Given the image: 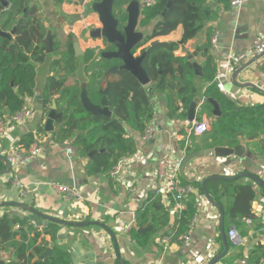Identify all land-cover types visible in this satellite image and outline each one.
<instances>
[{
    "label": "crops",
    "instance_id": "crops-1",
    "mask_svg": "<svg viewBox=\"0 0 264 264\" xmlns=\"http://www.w3.org/2000/svg\"><path fill=\"white\" fill-rule=\"evenodd\" d=\"M126 1V5L129 1L137 2L141 10L148 0ZM242 1L243 5L239 9L231 8L230 4L210 2L211 13L216 19L212 18L207 22L205 28L194 39L180 46L183 31L179 26L169 35L156 37L145 45H140L134 56H140L141 51L146 50L153 41L176 43L178 48L175 55L180 58L186 57L184 50L187 49L197 64L201 66V76H195L193 73L195 77L193 82L197 89L196 97L200 98V101L207 99L204 97V92L211 85H208L209 82L204 84L200 80L207 60L215 65L219 74L223 68V54L237 55L249 49L264 31V0ZM35 6L39 21L48 25L52 41L56 43V46H53L52 53H46L44 64L34 65V94L41 93L47 78L53 79L50 81L53 85L76 86L78 92L87 85L95 89H105L114 78L103 77L97 83V78L91 75L96 71L93 64L98 55V50L92 48L99 44V40L85 37L86 32L101 27L97 15L89 14L90 11H85L87 9L85 6L82 7L74 0H35ZM157 22L158 20H154L146 27L145 36H150L155 31L154 26ZM78 24H80L79 30ZM71 33H73V39L68 41ZM212 38H215V43ZM72 41L79 44L80 52L74 51L73 46L66 51L65 43ZM245 65L248 66L233 79V74ZM211 71L212 67L209 69V74ZM70 78H73L71 83ZM222 84H227L229 87V89L224 87V96L237 107L264 105V55L250 58L239 67H235L227 74L226 79L222 80ZM214 85L216 87V84ZM149 87L148 85L144 88ZM175 88L176 86L170 89L171 92L169 91L173 99L176 96ZM59 99L60 95L54 97L58 112L61 111ZM26 105L35 111L32 117L23 125H11L4 137L0 138V157L5 160V156L11 150L18 148V143L20 144L21 141L24 145L30 143L28 135L34 132L39 125H43L44 117L35 110L36 105L33 99H28ZM150 105L153 115L148 124L152 128L149 139H144V133L124 125V139L132 145L135 154L128 157L122 172L115 178H111L107 173L91 172L89 169L91 160L82 158L80 154L67 155L63 147L69 145L72 139L66 141V144L58 145L51 143L49 133H46V136L41 135L39 137L40 154L26 162L19 172L20 183L29 189L28 197H21V191L12 185L8 176L0 178V218L8 216V213L12 211L26 215L27 212L21 207H5L8 204H18L52 218L82 224L79 228L59 227L55 239L49 235H42L37 241V244L41 242L48 244L46 249L58 247L66 251L70 255L71 264H209L224 250V246L221 249L219 245V241L222 242L220 212L198 194L195 183H201L206 178L220 176L222 174L218 173H224L226 177L248 174L255 181L258 180L264 184V143L251 137L239 138L237 145L245 148V158L243 161L234 158V162L229 165H226V160L222 158L198 156L188 161L184 167L180 166L179 179L181 182L194 184L192 186L195 189L192 190L191 195L196 198L197 210L192 220L188 243H183L179 238L181 235L175 234L171 243L164 246L160 243V238L175 231L177 215L170 198L166 195H155L156 165L163 155H169L174 159L179 158L182 147L180 137L187 136L189 122H182L178 117H173L168 109L164 93L151 96ZM214 119L210 106L205 107L204 112L202 106L197 107L195 120L208 121L210 130L201 137H189L191 147L184 160L205 151L201 147V139L212 132ZM78 134L79 130L76 128L71 136L75 137ZM176 135L180 137L177 138ZM133 137L136 142L131 141ZM165 139L166 142L161 143ZM150 140L157 143L153 154L141 148L143 141ZM23 150L27 151L26 148ZM102 151L98 154L105 152V150ZM152 157H154L153 161ZM2 171H5V168L0 162V172ZM249 180L250 178L244 176L242 182L249 183ZM47 183L73 185L85 201L79 204L66 201L63 194L57 193ZM254 188L257 196L250 222L232 220L234 224H227L223 220L225 235L227 236L230 229H235L241 238V244L232 246L227 238L228 250L217 264H247L248 253L253 247L264 246V232L262 231L264 228V194L262 191L264 189L257 183ZM151 194L164 201L162 203L167 218L154 226L152 217H149L143 226L136 225L135 231L144 228L151 221L149 231L146 232L150 233L147 244L139 246L136 241L130 240L131 232L127 234L126 227L131 223L132 216L136 217V213L142 206L151 205V199L155 198L149 200ZM186 200L187 198L184 199ZM188 202V200L185 202V208ZM14 220L16 225L18 222ZM27 227L37 232H42L45 228L38 227L32 222H29ZM106 229L110 230L112 235ZM19 231L12 229V232L16 234L15 240L18 242L20 241ZM33 235L34 233L30 232L29 237ZM58 236H61V239H58ZM63 236L65 238H62ZM2 255L5 262L10 259L7 252Z\"/></svg>",
    "mask_w": 264,
    "mask_h": 264
},
{
    "label": "trees",
    "instance_id": "trees-1",
    "mask_svg": "<svg viewBox=\"0 0 264 264\" xmlns=\"http://www.w3.org/2000/svg\"><path fill=\"white\" fill-rule=\"evenodd\" d=\"M5 1L7 8L0 12V28L5 33L11 32L13 28L15 31L12 40L0 38V118L12 117L20 112L26 106L27 100L33 97L34 65L44 63L46 57L42 42L47 32L37 17L35 0ZM115 1H117L118 7L127 2L126 0ZM169 2L170 7L167 8ZM210 2L227 5L230 0H152V4L142 9L140 25L146 28L154 20H158V22L154 26L155 32L146 36L140 45H145L156 37L169 35L179 26L183 31V43L194 39L205 28L207 22L212 20ZM165 11L166 15L163 17L162 13ZM177 48L176 43H157L148 47L145 50L146 57L143 68L150 79L149 88L152 87V93H164L170 113L173 117H178L180 121L185 122L187 121V110L197 96V89L193 82L195 77L192 66L188 63L187 57L180 58L175 55ZM107 65L98 66L97 70L91 74L97 78V83L106 76L103 75V72L107 69ZM204 67L200 80L204 84L209 82L208 85H211L204 92V97L210 96L211 99H215L220 107L221 116L215 118L212 132L201 139V147L205 150L213 147L232 148L237 145L241 137L259 139L264 143V105L237 107L216 89L214 85V77L217 74L215 65L207 60ZM210 67H212L211 74H209ZM119 76L121 78L119 82L113 80L105 88L107 89L109 109L113 112L112 118L91 116L85 113L77 98L80 92H78V87L53 85L50 83L52 78H47L45 83L44 108H49L51 100L61 92L59 104L61 112L64 114L60 121L59 130L61 133L57 136L55 133H49L51 143L61 145L72 139L69 143L71 148L76 154H80L82 158L86 159L91 151L105 150L104 153L97 154L91 159L89 166L91 172L109 175L119 160L134 155V148L124 139V125L144 133L152 118L150 105L152 94L147 92L148 88L142 87L135 78L126 72H119ZM172 83L176 86L174 99L169 94L170 89L167 87ZM85 89L91 101L97 104L101 99L98 93L101 89L91 88L88 85ZM64 106L70 107V110L64 109ZM205 107L208 105H202L203 112ZM235 108H237L236 111ZM74 120L78 121L76 128L79 130V134L75 137L71 136L73 131H67ZM68 124L70 125L67 126ZM41 135L46 136L42 124L28 135L30 143L24 145L21 141L20 144H17L18 149H28L34 141H40ZM183 147L184 142H182L181 150ZM190 147L189 141L185 151L186 155ZM244 176L250 178L249 183L242 182ZM224 178H232V180L211 179L204 186L201 183L205 179L201 183H195L198 194L215 207L219 206L227 224L251 219L253 204L257 196L254 185L257 181L248 174H237ZM179 182L183 187L189 186L192 190L195 189L192 186L193 183L183 184L181 180ZM257 184L259 185V183ZM260 187L264 189L261 185ZM262 193L264 194V191ZM153 197L155 196L151 194L149 200ZM167 198L172 200L170 196ZM186 198L189 201L187 207L176 214V234L179 235H184L189 231L197 210L195 196L190 193ZM187 200H183L184 206ZM151 202V205L142 206L136 213L135 226H143L149 217L153 218V226L167 218V213L163 208L164 201L155 197L151 199ZM172 206L174 207L173 200ZM15 219L20 230L19 242L15 240L16 234L9 226L8 216L0 218V253L5 250L8 255L17 256L19 264H71L70 255L58 247L52 249L49 257L43 258L42 255L48 244L43 242L37 244L42 235H49L55 239L59 231L57 224L49 223L42 232H37L27 227L30 222L27 219ZM30 232L34 233L33 237H29ZM130 232L131 241H136L139 246L147 244L150 233L139 234L134 229H131ZM219 245L222 249V242L219 241ZM246 262L247 264H264V246H254L248 253ZM0 264L5 263L0 260Z\"/></svg>",
    "mask_w": 264,
    "mask_h": 264
},
{
    "label": "water",
    "instance_id": "water-1",
    "mask_svg": "<svg viewBox=\"0 0 264 264\" xmlns=\"http://www.w3.org/2000/svg\"><path fill=\"white\" fill-rule=\"evenodd\" d=\"M82 7H88L87 10L91 13H94L97 15L98 20L101 24V27L98 29H93L85 33L86 38H93V39H104L107 44L112 45L116 48L115 53H105L104 59L107 61L110 60H119L121 63L119 70L126 72L130 74L133 78H135L138 83L142 87H146L150 85V79L146 73V71L143 68V62L146 57V51H142L140 56L135 57L134 53L136 49L139 47L141 43L145 40V32H147L145 27H141V13L142 9L140 10L139 5L135 1H129V3L122 4L121 7H119V13L121 16V19L115 18L113 14V4L114 0H74ZM143 8L146 7V4H143ZM170 7V2L167 4V8ZM5 8H7V3L5 0H0V12L4 11ZM166 11L162 13V16L165 17ZM120 25L121 32L118 31L117 25ZM15 28L9 33H5L0 28V38L12 40V36L14 34ZM155 31H153L154 33ZM43 45L45 48V53L50 54L53 52V46L54 43L52 41V35L50 31H47L45 39L43 40ZM157 41H153L149 44V48L157 44ZM180 46H183L184 43L181 40L179 42ZM184 53L186 54L188 63L192 66L193 73L195 76H201V66L197 64L195 59L193 58V55L187 50H184ZM264 55V54H263ZM261 55V56H263ZM259 56V57H261ZM249 65V64H248ZM245 65L242 67V69H239L233 74V79H235L242 70L246 68ZM118 69L113 68L111 69L106 76L110 74H114ZM236 83V82H235ZM237 85V83H236ZM239 86V85H237ZM169 89L174 88L175 84H169L167 85ZM45 89V85L43 86V89L41 90L40 94H34L32 99L34 104L36 105L35 110L40 113L44 117L43 127L45 133H55L57 134L61 133L60 129V121L63 119L64 114L61 111H57V107L55 105V100H51V105L49 108H44V97H43V91ZM148 93H151L152 96L155 94L152 93L153 89L148 88ZM99 95L101 96V99L98 101L97 104L93 103L91 99L88 96V93L85 88L80 89V92L78 94V101L82 107V109L85 111V113L91 115V116H100L105 118H112L113 112L109 109V103L107 98V89L98 91ZM61 92L59 93V95ZM58 99V97H56ZM203 104H207L212 108V116L215 118H218L221 116V110L217 102L211 98L204 99L200 101V98L196 97L191 102L188 110H187V121L191 122L195 120V113L196 109L199 106H202ZM64 109L70 110V107L64 106ZM236 110V109H235ZM77 120H74L72 125L67 128L68 132H72L77 127ZM103 151L97 152V151H91L87 157L88 159H92L96 154L101 153ZM245 148L242 145H237L235 147L229 148V147H213L209 148L198 155H192L189 156L187 159L183 160L182 166L184 167L188 161L191 159H195L198 156H206L211 158H222L226 160V165L232 164L234 162V158H237L240 161H243L245 158ZM233 157V158H232ZM0 162L3 163L5 171L0 172V178L7 176L10 171V166L7 163V161L0 157ZM211 179H217V180H232V178H224L222 176H216V177H209L205 179L201 184L204 186V184ZM257 180V179H256ZM257 183L264 187V184L257 180ZM4 205V203H3ZM2 205V206H3ZM5 207L14 208V207H21L23 208L27 213L26 215H21L17 212H9L8 213V223L11 229L14 227V219L18 218L20 220L27 219L28 221L34 223L38 227H45L49 223H55L59 227H68V228H79L82 226L80 223H72V222H66L63 220H59L56 218H52L46 215H43L33 209L24 207L22 205L18 204H11V205H5ZM216 208L220 212V233H221V239L224 246V250L222 253H220L216 258H214L209 264H217L226 254L227 252V237L224 233V215L219 206H216ZM151 221L147 223V225L144 228L137 229V232L139 234H143L149 231ZM103 227V225H100ZM108 230V229H106ZM110 235H112L111 231L108 230ZM113 237V236H112ZM62 238H65L63 236ZM58 239H61V236H58ZM52 247L46 249L45 253L42 255L43 258L49 257L51 254Z\"/></svg>",
    "mask_w": 264,
    "mask_h": 264
},
{
    "label": "built area",
    "instance_id": "built-area-1",
    "mask_svg": "<svg viewBox=\"0 0 264 264\" xmlns=\"http://www.w3.org/2000/svg\"><path fill=\"white\" fill-rule=\"evenodd\" d=\"M152 4V0L146 1V6ZM230 7L233 9H239L243 5L242 0H230ZM213 39V38H212ZM213 43H215V38L213 39ZM264 54V31L259 35V37L252 43L251 47L237 55L234 54H223L222 57L224 59L222 71L215 76L214 83L216 84L217 89L224 95V85L222 84V80L226 79L227 74H229L235 67H239L244 61L250 58H256ZM32 108L29 106L23 107V109L13 115L12 117H3L0 118V138H3L8 127L11 125H23L25 124L29 118L32 117L33 113ZM180 126V125H178ZM187 136H177L180 137L182 142H184V147L180 152L179 158H171L169 155H163L159 158L158 163L156 165L155 178L157 180V188L155 190V195H166L170 196L174 203V212L178 214L182 210H184L185 206L183 204V200L192 192V188L189 186L183 187L180 185L179 179V169L183 164L184 157L186 155L185 151L189 144V137H201L205 135L210 130V123L206 120H193L189 122L187 125ZM152 132V128L150 125L147 126L144 131V139H149ZM66 144V143H65ZM69 144V143H68ZM65 153L69 156H74L75 152L71 148L70 145H65L63 147ZM41 152L40 141L36 140L34 143L27 149L25 152L21 148H14L11 150L5 157L6 161L10 166V171L8 173V177L10 181H12V185L18 190L21 191V197L26 198L29 195V189L27 186H24L19 181V172L21 168L28 162L29 160L36 158ZM127 158H122L119 162L112 168L109 175L111 178L117 177L121 172L122 168L127 162ZM236 171V170H235ZM220 176L226 177L224 173ZM49 187L54 189L57 193L63 194L66 201L73 202L76 204L82 203L85 201V198L78 192L75 186H66L57 183H47ZM132 191V189H131ZM246 222H250L249 219L245 220ZM193 222V221H192ZM136 224V218L132 216L131 223L126 227V233L129 234L131 229H134ZM190 225L189 231L179 236L180 240L187 244L190 239ZM16 231L19 230V225H15L13 227ZM264 232V228L262 230ZM177 233V226H175V231L167 236L160 238V243L164 246H167L171 243L172 238ZM231 242L232 246H240L241 238L235 231V229H230L227 232L226 236Z\"/></svg>",
    "mask_w": 264,
    "mask_h": 264
},
{
    "label": "flooded vegetation",
    "instance_id": "flooded-vegetation-1",
    "mask_svg": "<svg viewBox=\"0 0 264 264\" xmlns=\"http://www.w3.org/2000/svg\"><path fill=\"white\" fill-rule=\"evenodd\" d=\"M5 10H6V8H5ZM113 14H114L115 18L121 19V16H120V13H119V7L117 5V1H115V0H114V4H113ZM42 23H43L44 28L46 29V32L49 31V28L47 27L48 25L46 23H44V22H42ZM117 27H118L117 28L118 31L121 32V27H120L119 23H118ZM71 39H73V33H71L68 36V41H70ZM98 40H99V44L92 48V49L96 48V50H98L97 51V54H98L97 55V59L95 60V62L93 64V68H95L97 70L98 66L108 64L107 65V69H105L104 72H103V75H106L111 69L117 68L118 70L114 74H110V75L105 76V77H112V78H114V81L119 82L121 80V78L119 76V72H122V71L119 70V67H120L121 63L119 62V60H116V59L115 60H110V61H107L106 59H104L105 53H110V54L111 53H115L116 52V48L114 46H112V45L107 44L104 39H98ZM53 43L56 46V43L54 41H53ZM42 46L44 48V45H42ZM44 50H45V48H44ZM142 51H141V53H142ZM74 63L76 64V61H74ZM37 64L38 63H36L35 65H37ZM42 64H44V63H42ZM32 111H34L33 108H32ZM2 254L5 255L6 251L4 250V251H2L0 253V260L3 261L5 264H19V261H17V258H18L17 256L9 255L10 259L7 262H5L2 259L3 258Z\"/></svg>",
    "mask_w": 264,
    "mask_h": 264
},
{
    "label": "rangeland",
    "instance_id": "rangeland-1",
    "mask_svg": "<svg viewBox=\"0 0 264 264\" xmlns=\"http://www.w3.org/2000/svg\"><path fill=\"white\" fill-rule=\"evenodd\" d=\"M86 8H88V7H86ZM85 11H88L87 9L85 10ZM89 14H92V13H90V12H88ZM212 18H214V19H216L214 16H212ZM80 24H78V30L80 29ZM74 41H72V42H66L65 44H66V47H65V49H66V51H68V48H71L72 46H73V48H74V51H79L80 52V50H79V44L77 43V42H74ZM81 67H85V65H81ZM70 83L73 81V78H70ZM172 84H174V83H172ZM224 87L226 88V89H229V87L227 86V84H224ZM226 91H228V90H226ZM166 102H167V100H166ZM210 112V111H209ZM152 115H153V111H152ZM210 119H211V117H210ZM214 122H215V119H214V121H212V124H214ZM131 141L132 142H136V139L133 137L132 139H131ZM164 142H166V139L165 140H163L161 143H164ZM156 146H157V143L155 142V141H153V140H150V141H143L142 142V144H141V148L144 150V151H146L147 153H149V152H152V154L153 153H155V151H156ZM154 160V157H152V161ZM102 176H103V174H101Z\"/></svg>",
    "mask_w": 264,
    "mask_h": 264
}]
</instances>
